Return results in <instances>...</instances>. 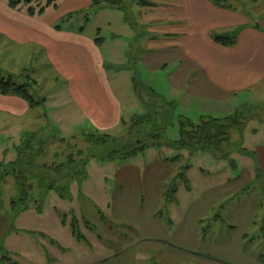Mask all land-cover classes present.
<instances>
[{
    "label": "crops",
    "instance_id": "1",
    "mask_svg": "<svg viewBox=\"0 0 264 264\" xmlns=\"http://www.w3.org/2000/svg\"><path fill=\"white\" fill-rule=\"evenodd\" d=\"M148 2L152 5L144 7V21L162 22L163 27H149L158 38L149 41L142 63L150 71L174 66L169 75L174 89L191 99L225 105L238 93L264 85V32L246 25L243 14L211 0ZM90 4L92 0L85 1L87 7ZM78 12L69 13V19ZM57 24L0 0L1 43L39 55L63 79L73 116L99 130L120 125L123 106L111 86L101 46L85 32ZM240 27L233 47L212 39L217 31ZM30 110L20 97L0 95V120L11 127H20ZM253 154V172L245 170L235 181L228 179L207 190L187 188L168 219L161 213L165 185L177 176L173 162L139 155L130 159L133 162L115 164L110 218L133 237L119 253L94 264H264V145ZM255 182L258 188H253ZM12 232L11 220L0 214V247Z\"/></svg>",
    "mask_w": 264,
    "mask_h": 264
},
{
    "label": "rangeland",
    "instance_id": "2",
    "mask_svg": "<svg viewBox=\"0 0 264 264\" xmlns=\"http://www.w3.org/2000/svg\"><path fill=\"white\" fill-rule=\"evenodd\" d=\"M85 1L55 0L53 5L58 7L49 6L43 17L57 21V26L62 29L81 30L89 38L99 41L111 86L122 102L123 120L118 126L99 130L76 118L70 106L68 109L63 79L44 64L39 55L21 50V46L15 44L9 48L0 41V78L9 79L12 74L14 82L19 85L31 80L35 82L30 88L31 94L39 101L38 98L45 100L21 118L20 127H11V124L0 120L1 170L10 169L11 164L18 159L23 137L39 135L42 129L46 130L49 139L45 161L67 164L70 155L74 156L76 162L87 156L90 144L84 138L88 133L98 130L116 139L127 138L133 117L147 115L150 110L148 104L177 105L174 122L165 134L166 140L177 142L181 138V116L199 124L204 115L224 118L245 104H258L264 100V85L255 91L238 93L225 105L222 102L191 99L188 95L186 97L184 92L174 89L169 81L174 66L168 70L150 71L142 63L148 54L149 41L158 38L148 31L149 27L163 26L162 22L146 24L143 19L145 6L140 0H130L126 5L130 19L125 12L105 8L104 5L102 9L87 7ZM224 2L228 9L246 17L249 21L246 25L257 30L263 29L264 32V0ZM48 4L49 0L32 2L34 7ZM76 12L78 14L69 19V13ZM228 32L233 31L228 29L214 34ZM151 89L157 97L151 96ZM123 121L127 125H123ZM52 137H56V141H52ZM259 145H264V121L255 118L248 122L243 131H231L230 146L223 149L228 152L226 159L216 158L209 152H191L166 145L147 149L140 155L141 159L155 156L168 158L174 164L175 174L183 175V178L165 185L163 218L168 219V213L187 188L202 191L228 179L239 178L245 170L253 172L255 163L250 156ZM80 151L82 155H79ZM123 163L91 159L83 170L85 179L80 180L75 176L60 181L58 188L66 189L67 192H51L42 202L41 211L31 209L20 214H16L11 207V201L17 195L16 180L13 175L8 176L6 183L0 187L3 192L0 214L11 220L13 232L0 251V258L4 256L9 261L3 263L1 260L0 264H94L99 259L108 258L109 254L119 253L133 237L127 230L115 226L109 212V203L113 198L111 177L114 167ZM174 183L177 191L171 197L169 192ZM254 187L258 188L256 182ZM64 216H67L66 225L63 224ZM73 220L78 222L77 232L84 236L83 241L77 240L73 234Z\"/></svg>",
    "mask_w": 264,
    "mask_h": 264
},
{
    "label": "trees",
    "instance_id": "3",
    "mask_svg": "<svg viewBox=\"0 0 264 264\" xmlns=\"http://www.w3.org/2000/svg\"><path fill=\"white\" fill-rule=\"evenodd\" d=\"M54 1L49 0V4L45 7L32 6L33 0H8V3L14 9L25 11L29 16L42 17L49 6L55 9L58 7V5H53ZM224 1L213 0L217 6L228 9ZM92 2V7L102 9L101 6L104 5L105 8L125 12L127 18L130 19L126 6L130 0H92ZM140 2L145 7L152 5L146 0H140ZM50 3L52 4L50 5ZM242 30L243 27H240L233 32L213 34L212 39L219 45L233 47ZM97 43L99 44V41ZM9 77V79L0 78V95L20 97L29 105L30 109H35L45 102L44 99L38 97L40 101L37 100L31 94L30 88H33L35 82L30 80L26 81L24 85H19L14 82L12 75ZM150 94L153 98L157 97L153 89ZM148 107L150 110L147 115L133 117L127 138L116 139L110 134L99 131L86 134L84 139L90 144V149L87 156L79 162H76L74 156L70 155L67 164L48 163L45 161L49 143L45 134L46 130L42 129L39 135H25L19 149L18 159L11 164L10 169L4 171L0 169V187L6 183V178L10 175H13L16 180L17 195L11 201V207L15 213L20 214L31 209L41 211V204L49 193L67 192L66 189L58 188L60 181L73 179L75 176L80 180L85 179L83 170L91 159L123 162L143 154L149 148L163 145L191 152H209L216 158L226 159L228 152H224L223 149L230 146L231 131H243L248 122L255 118L264 121V100L258 104H245L224 118L202 116L199 124L181 116L179 117L181 138L179 141L173 142L166 140L165 134L174 122L177 105L148 104ZM123 125H127V123L123 121ZM51 140L56 141V137H52ZM61 142L65 141L61 140ZM82 154L83 152L80 151L79 155ZM253 156L254 154H251L250 157ZM179 178H183V175H177L174 180ZM175 186L176 184L169 192L171 197L177 191ZM2 194L3 192L0 191V203H2ZM63 219V224L66 225L67 216H64ZM77 223V220H73L71 228L76 239L83 241L84 236L77 232ZM2 249L3 246L0 247V251ZM7 261L9 260L3 256L2 262Z\"/></svg>",
    "mask_w": 264,
    "mask_h": 264
}]
</instances>
